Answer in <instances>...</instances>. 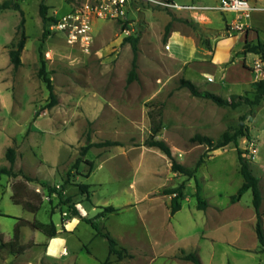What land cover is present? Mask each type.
Masks as SVG:
<instances>
[{
  "label": "rangeland",
  "instance_id": "rangeland-1",
  "mask_svg": "<svg viewBox=\"0 0 264 264\" xmlns=\"http://www.w3.org/2000/svg\"><path fill=\"white\" fill-rule=\"evenodd\" d=\"M5 1L11 0H0V4ZM12 1L22 12L13 6L0 11V167L10 166L6 151L12 147L16 151L14 170L33 180L0 178V246L12 238L17 218L53 222L59 229L73 217L70 207L74 205L86 211L85 218L108 230L119 247L147 250L149 254L140 255L136 264H191L177 261L182 249L196 252L203 264H264V253L246 249L259 244L250 226L252 191H246L235 204L230 200L243 184L237 147L231 143L208 150L207 145L192 140L201 134L216 142L223 133L233 132L248 106L221 107L178 88L184 75L175 74L179 64L172 60L163 40L169 22L162 16L169 15L171 29L177 28L179 21L172 16L182 15L181 11L131 1L124 20L97 22L93 50L87 54L69 46L59 34L43 38L42 0ZM45 2L49 16L69 11L68 0ZM203 2L218 4L217 0ZM249 2L259 8L252 19L263 30L260 37L264 41V2ZM22 18L27 35L21 54L24 62L14 71L8 51L18 40ZM181 21L184 32L204 36V31H195ZM138 32V79L127 84L132 51L124 39ZM217 32L231 35L227 25ZM43 64L58 98L52 107L48 106L49 90L39 74ZM160 107L163 123L157 138L171 148L175 160L193 170L202 155H208L194 178L173 172L171 160L160 149L144 144L150 135V115ZM249 129L260 137H241L238 146L263 179L264 195V100L253 108ZM88 135L93 143L111 140L121 146L92 147L73 169ZM250 141L255 143V153L249 150ZM85 161H92V168ZM82 184L89 185V193L81 192ZM197 185L202 199L212 205L205 213L196 207ZM171 188L182 193V209L173 218L169 214L172 196L165 194ZM68 197L71 202L64 204ZM14 198L21 203L16 204ZM26 202L29 205H24ZM93 205L115 206L117 211L106 212L101 219L93 217ZM20 229V240L27 250L9 255L0 248V264H65L64 255L52 261L47 258L45 248L50 238L28 226ZM96 233L82 222L77 231L60 237L69 239L66 246L71 256H78L77 264H98L88 255V248L104 259L102 264L135 263L134 250L126 249L125 256L118 259L109 254L108 241Z\"/></svg>",
  "mask_w": 264,
  "mask_h": 264
},
{
  "label": "trees",
  "instance_id": "trees-1",
  "mask_svg": "<svg viewBox=\"0 0 264 264\" xmlns=\"http://www.w3.org/2000/svg\"><path fill=\"white\" fill-rule=\"evenodd\" d=\"M11 6L14 7V9L21 11L19 4L14 3L11 1H5L2 4H0V11L3 9H8ZM22 12V11H21ZM40 17L44 23V27L46 25V22L52 18L48 15V6L46 5L45 0H42L40 4V10H39ZM173 19H176V17L173 15ZM189 26H191L195 31H201V28L198 26V24L184 20ZM24 18H22L17 34H18V40L16 43L12 45V48L9 49L8 55H9V61L12 64L13 70L17 71L20 66L22 65V59L21 54L25 48L27 35L24 30ZM171 31V23L167 24L165 28V33L163 36L164 42H167V39L169 37ZM49 35V32L45 29L43 33V38H46ZM141 32L136 33L135 35L128 36L124 39V42L130 45L131 51H132V61H131V69L129 71V75L127 78V84H131L133 81L138 79V56H139V40H140ZM200 39L202 43L207 47L210 48L208 40L200 36ZM243 53H254L258 54L263 60H264V43L257 42V43H247L244 46ZM40 76L43 77L47 88L50 93V103L49 107H52L58 103V98L54 91V85L52 82V79L48 76L46 72L45 65L43 64L40 69ZM252 89L254 90V96L253 98H249L244 95H231L229 98H223L215 93H212L207 90H200L191 80L180 78L178 81V88H187L192 96L197 98H202L206 100H210L213 103H215L218 106L221 107H229L231 109H237L238 107L242 105H247L248 110L239 117L238 121V127L234 129L233 132H225L223 133L222 137L217 140L216 142L213 141L209 136L196 134L192 137V140L194 142H198L199 144H205L208 147V150H216L220 148H224L227 145L233 143L237 147V155H238V161L240 165V174L243 178V184L240 186L238 191L231 196V203H236L240 201L243 194L251 190L253 194V206L256 211V223L254 226V231L256 234V238L259 242V250L261 252H264V211H261L260 207L262 204V193H261V186H260V177H258L254 171L253 167L251 166V161L248 158V156L239 148V139L241 137H245L247 139H250V129H249V122L250 118L253 114V108L255 106H258L261 104V102L264 100V79L257 80L251 84ZM164 103H161L160 106L162 107ZM159 108L156 114L152 113L150 115L152 125L150 130V135L145 140L144 144L148 147H156L160 149L170 160H171V169L173 172H179L182 174H185L189 177H195V173L199 169V167L204 163V158H206L208 155L207 153L202 155L200 160L196 163V166L193 170H189L185 166L179 164L172 153L171 148L166 144L165 141L157 138V133L162 128V117H163V110L162 108ZM110 146H121V143L118 141H111V140H105L97 143H93L90 140V136H87V143L85 146H83L80 150V157L77 159L76 163L73 166V169H77L79 163L82 161L81 157L85 156L88 151L92 147H110ZM6 158L10 163V166H1L0 167V178L3 176H8L11 178H16L18 176H23L26 180L32 181L33 179L27 175H24L22 171L16 172L14 170V164L16 160V151L14 148L9 147L6 151ZM89 164V166L92 168L93 162L92 161H85ZM196 190V197H197V208L199 210H205L208 206V202L203 200L200 195V187L197 185ZM80 190L82 193H89V185L88 184H82L80 185ZM54 193H56L58 196H61V192L53 190ZM166 195H171V203H170V215L173 216L178 211L181 210L182 205L180 203V199L182 197L181 190L178 188H171L167 189L165 191ZM64 204H69L71 202V198L68 197L63 200ZM14 202L16 204H20V201H17L14 198ZM29 203L26 202L24 205ZM71 216L73 217H80L83 221L87 222L91 225V227L97 232L98 235L102 236L108 241L109 244V254L116 255L118 259H122L126 254V249L123 247L118 246L117 240L111 235V233L106 229H100L97 225V223L93 219H88L82 216L79 209L72 205L71 207ZM101 212L98 214L99 217H103L104 213H112L116 212L117 209L114 206H107V207H100ZM17 223L13 229L12 238L4 243L1 244L0 248H2L4 251H6L9 255H21L25 253L27 250V246L23 245L21 243V227L22 226H28L31 229L38 230L42 232L45 236L48 238H55L58 235V229L56 228L55 224L53 222L49 224L40 223L37 221H30L22 218H17ZM181 260L184 261H190L194 264H203L199 255L196 252H186L185 250L181 251V255L179 256ZM6 264H12V263H6Z\"/></svg>",
  "mask_w": 264,
  "mask_h": 264
},
{
  "label": "crops",
  "instance_id": "crops-1",
  "mask_svg": "<svg viewBox=\"0 0 264 264\" xmlns=\"http://www.w3.org/2000/svg\"><path fill=\"white\" fill-rule=\"evenodd\" d=\"M218 4L220 0H217ZM256 4L264 2V0H255ZM184 3V2H183ZM185 3H195L201 4L207 7H210L204 13L194 12V11H181L182 15H174L176 17L175 21H179L176 25L179 27L172 28L169 34V37L166 42V47L168 53L173 61L179 64V68L175 71V74L182 73L184 79L191 80L200 90H207L212 93H215L223 98H229L231 95H244L249 98H253L254 90L251 87V84L257 81L256 74L253 72L252 67L257 60L261 57L258 54L254 53H243L245 44L247 43H257L264 41L261 40L260 35L263 33V30L256 25L254 19L249 20L248 27L243 31L231 32L230 36H224L215 34L216 31H220L224 25H227L228 19L231 18V15L223 14L218 12L215 7L218 5H209L203 2V0H187ZM185 15V16H183ZM147 23L151 25V20L149 19L150 15L146 13ZM163 19H167L170 23L171 18L169 15L164 14ZM188 20L198 24L201 28V31H204V36L208 40L210 48H207L201 41L200 36L197 37L195 34L191 33L189 30L186 32L180 28L182 21ZM184 24V23H183ZM172 26V25H171ZM188 29V28H187ZM213 31V35H211ZM141 40V36H140ZM139 40V42H140ZM253 57V58H252ZM22 62H24V57L22 55ZM187 88H181L183 92ZM241 107V106H240ZM250 134L259 138V134H256L252 129H250ZM254 173L256 174L254 168ZM257 175V174H256ZM258 176V175H257ZM259 177V176H258ZM263 179L260 177V186L262 193V204H264V195H263ZM208 202V201H207ZM239 202V201H238ZM237 203V202H236ZM235 204V203H233ZM100 207L93 205L92 209L96 208L94 211L96 214L93 217L98 218V214L101 212ZM115 207V206H114ZM197 207V206H196ZM212 207L209 204L206 209ZM182 209V208H181ZM198 209V208H197ZM205 210H201L205 213ZM261 209V207H260ZM199 210V209H198ZM82 216L83 212L79 209ZM221 210H219L220 212ZM179 212V211H178ZM177 212V213H178ZM176 214L170 217H175ZM170 214V209H169ZM252 221L250 226L254 231V226L256 223V211H251ZM96 218V219H97ZM105 219L103 217H99ZM85 222L80 217H71L70 221L64 223V227L58 229V235L56 238H50L46 248V256L52 261L53 258L57 256H66L65 264H77V255L71 256L68 249L67 243L69 239L60 237L61 234H72L78 230L80 223ZM87 223V222H86ZM88 224V223H87ZM255 233V231H254ZM97 234V233H96ZM98 235V234H97ZM256 236V234H255ZM259 243V242H258ZM123 247V246H122ZM129 251H133L132 258L135 259L137 263L140 255L147 256L149 253L147 250L138 251L136 246L123 247ZM248 251H254L257 253H264L259 250V244L253 246L252 248H246ZM255 249H258L255 251ZM184 250V249H182ZM181 250V251H182ZM88 255L98 264H102L101 261L104 259H99L95 256L91 248L87 249ZM61 254V255H60ZM162 255V254H157ZM174 255H171V259ZM106 259V258H105ZM180 259V258H179ZM182 263H191L190 261L177 260Z\"/></svg>",
  "mask_w": 264,
  "mask_h": 264
},
{
  "label": "built area",
  "instance_id": "built-area-1",
  "mask_svg": "<svg viewBox=\"0 0 264 264\" xmlns=\"http://www.w3.org/2000/svg\"><path fill=\"white\" fill-rule=\"evenodd\" d=\"M131 1L148 3L165 11L209 10L210 7L195 3H180L179 0H68L69 11L58 16L52 15L45 25L50 35L59 34L72 48L89 54L95 43V25L99 21L124 20ZM215 9L231 15L227 26L231 32L243 31L248 27L252 13L259 8L249 0H220ZM49 56V52L46 53ZM258 80L264 79V60L260 58L252 67ZM249 150L255 153V143L250 141ZM63 216H68L63 213Z\"/></svg>",
  "mask_w": 264,
  "mask_h": 264
}]
</instances>
